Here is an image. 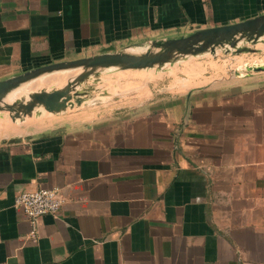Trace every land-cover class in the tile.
I'll list each match as a JSON object with an SVG mask.
<instances>
[{
	"label": "crops",
	"instance_id": "obj_1",
	"mask_svg": "<svg viewBox=\"0 0 264 264\" xmlns=\"http://www.w3.org/2000/svg\"><path fill=\"white\" fill-rule=\"evenodd\" d=\"M263 12L264 0H0V79ZM51 114L0 139V264H264V69ZM54 187L61 208L34 226L16 194Z\"/></svg>",
	"mask_w": 264,
	"mask_h": 264
},
{
	"label": "water",
	"instance_id": "obj_2",
	"mask_svg": "<svg viewBox=\"0 0 264 264\" xmlns=\"http://www.w3.org/2000/svg\"><path fill=\"white\" fill-rule=\"evenodd\" d=\"M263 38L264 12L239 21L197 27L187 33L137 42L121 49L46 63L0 79V110L10 111L12 119L20 121L39 116L44 110L62 113L83 105L90 92L98 87H82V84L90 78L94 82L99 81V75L106 69L161 68L190 55L215 52L220 47H233L238 52L249 51L253 48L240 43H258ZM257 69H264V65ZM66 70L78 71L61 87L30 90L13 97L16 91L31 81Z\"/></svg>",
	"mask_w": 264,
	"mask_h": 264
},
{
	"label": "rangeland",
	"instance_id": "obj_3",
	"mask_svg": "<svg viewBox=\"0 0 264 264\" xmlns=\"http://www.w3.org/2000/svg\"><path fill=\"white\" fill-rule=\"evenodd\" d=\"M240 45H248L253 49L238 52L233 47H220L215 52L190 55L173 64L168 63L161 68L118 69L112 67L106 69L99 75V81L94 82L93 78H90L82 84V87L87 85L98 87L90 92L85 105L90 106L91 110H95L97 108L109 109L117 105L132 104L157 93L178 92L190 86L204 84L234 73L257 70L259 66L264 65V38L258 43L248 41L241 42ZM241 57H243V60ZM256 57L257 59H253ZM210 61L217 63L211 65L209 64ZM186 62H201L204 66H207V69L201 72L188 73L182 69ZM147 74H150L147 84L141 85V82H143L142 77ZM77 107L79 106L69 109H76ZM53 116L49 111L44 110L41 115L28 117L24 122L18 120L23 125L24 130L17 134L0 136V139L24 134L26 131L35 129L38 125H47ZM5 121H13L10 111L0 110V123Z\"/></svg>",
	"mask_w": 264,
	"mask_h": 264
},
{
	"label": "bare ground",
	"instance_id": "obj_4",
	"mask_svg": "<svg viewBox=\"0 0 264 264\" xmlns=\"http://www.w3.org/2000/svg\"><path fill=\"white\" fill-rule=\"evenodd\" d=\"M243 60V57H241ZM253 59H257L253 58ZM217 62L215 61H210L209 64L211 65H216ZM185 72H201L207 69V66H204L201 62H186L182 68ZM78 70H66V71H58L52 74H48L46 76L39 77L33 81H31L29 84L24 86V88L19 89L13 94V97H19L23 93L30 91V90H35V89H42V88H51L53 86L61 87L64 85L67 80L75 75ZM155 77V75H153ZM143 82H141V85H146L149 78L150 74H147L142 77ZM190 84V83H188ZM191 85V84H190ZM13 121H5L0 123V136L4 135H11V134H17L20 133L24 130L23 125L20 123L22 121L14 120ZM24 122V121H23Z\"/></svg>",
	"mask_w": 264,
	"mask_h": 264
},
{
	"label": "built area",
	"instance_id": "obj_5",
	"mask_svg": "<svg viewBox=\"0 0 264 264\" xmlns=\"http://www.w3.org/2000/svg\"><path fill=\"white\" fill-rule=\"evenodd\" d=\"M59 190L56 187L22 190L16 194L14 204L23 209L36 226L40 216L46 213L56 214L61 208L63 198Z\"/></svg>",
	"mask_w": 264,
	"mask_h": 264
}]
</instances>
